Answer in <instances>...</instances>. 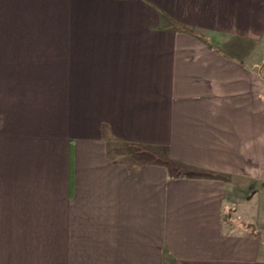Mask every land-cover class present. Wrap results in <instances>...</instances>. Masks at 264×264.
<instances>
[{"label":"crops","instance_id":"obj_1","mask_svg":"<svg viewBox=\"0 0 264 264\" xmlns=\"http://www.w3.org/2000/svg\"><path fill=\"white\" fill-rule=\"evenodd\" d=\"M263 44L264 0H0V264H264Z\"/></svg>","mask_w":264,"mask_h":264},{"label":"rangeland","instance_id":"obj_2","mask_svg":"<svg viewBox=\"0 0 264 264\" xmlns=\"http://www.w3.org/2000/svg\"><path fill=\"white\" fill-rule=\"evenodd\" d=\"M262 51L264 54V50ZM254 54L249 62V65L254 66L255 63H258L260 65L259 58L255 56H259L261 52L259 53V49H256ZM254 72L256 74H259L258 71ZM260 74L264 75V72ZM154 154H156L157 156H160L162 154L164 155L163 151H159L158 149L154 152ZM257 189L258 188L254 185L250 188L243 186H238L235 189L229 188V191L231 193L233 192V190L234 192L232 197L230 193L227 196L228 206L227 212L225 214H229L228 209H230L232 203L233 212L230 214V217L226 216L225 218L226 220H231V222H235V224L239 228L246 227V229L255 230V234L258 235L262 241V257L264 258V190L260 194H255V191ZM247 196L248 198L246 199L245 197ZM250 197H252V199H250ZM241 198L242 201H240ZM226 225H228V223H225V226ZM239 228H235L236 231H242L241 229L239 230Z\"/></svg>","mask_w":264,"mask_h":264}]
</instances>
